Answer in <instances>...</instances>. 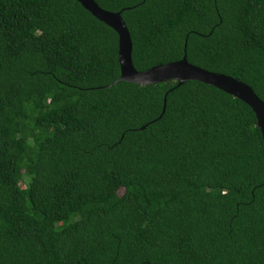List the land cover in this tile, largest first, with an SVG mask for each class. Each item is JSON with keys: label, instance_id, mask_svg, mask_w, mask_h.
I'll return each mask as SVG.
<instances>
[{"label": "trees", "instance_id": "1", "mask_svg": "<svg viewBox=\"0 0 264 264\" xmlns=\"http://www.w3.org/2000/svg\"><path fill=\"white\" fill-rule=\"evenodd\" d=\"M95 1L137 70L186 55L264 102V0ZM118 39L78 0H0V264H264L254 111L116 82Z\"/></svg>", "mask_w": 264, "mask_h": 264}, {"label": "water", "instance_id": "2", "mask_svg": "<svg viewBox=\"0 0 264 264\" xmlns=\"http://www.w3.org/2000/svg\"><path fill=\"white\" fill-rule=\"evenodd\" d=\"M82 6L96 18L113 28L118 34V60L120 76L116 80L145 84L175 80L178 85L186 80H197L215 86L246 102L254 111L264 140V102L257 96L252 87L240 80L214 71L204 69L188 62L184 55L180 60L155 65L139 71L133 63V42L130 31L121 16V11H109L102 8L95 0H78ZM166 103V98H164ZM165 110V104L164 109Z\"/></svg>", "mask_w": 264, "mask_h": 264}]
</instances>
